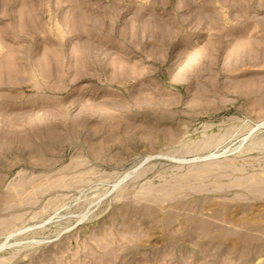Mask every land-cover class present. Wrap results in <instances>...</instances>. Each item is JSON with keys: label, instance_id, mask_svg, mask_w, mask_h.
<instances>
[{"label": "rangeland", "instance_id": "374dc122", "mask_svg": "<svg viewBox=\"0 0 264 264\" xmlns=\"http://www.w3.org/2000/svg\"><path fill=\"white\" fill-rule=\"evenodd\" d=\"M0 264H264V0H0Z\"/></svg>", "mask_w": 264, "mask_h": 264}]
</instances>
